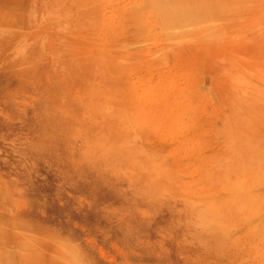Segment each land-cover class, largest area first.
<instances>
[{"label":"rangeland","instance_id":"374dc122","mask_svg":"<svg viewBox=\"0 0 264 264\" xmlns=\"http://www.w3.org/2000/svg\"><path fill=\"white\" fill-rule=\"evenodd\" d=\"M0 264H264V0H0Z\"/></svg>","mask_w":264,"mask_h":264},{"label":"bare ground","instance_id":"6f19581e","mask_svg":"<svg viewBox=\"0 0 264 264\" xmlns=\"http://www.w3.org/2000/svg\"><path fill=\"white\" fill-rule=\"evenodd\" d=\"M170 3V2H169ZM160 8V7H159ZM191 9V8H190ZM207 76V75H206Z\"/></svg>","mask_w":264,"mask_h":264}]
</instances>
